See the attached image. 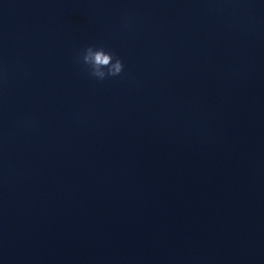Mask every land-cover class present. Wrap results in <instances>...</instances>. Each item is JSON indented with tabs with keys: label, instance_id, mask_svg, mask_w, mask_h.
<instances>
[{
	"label": "water",
	"instance_id": "95a60500",
	"mask_svg": "<svg viewBox=\"0 0 264 264\" xmlns=\"http://www.w3.org/2000/svg\"><path fill=\"white\" fill-rule=\"evenodd\" d=\"M0 264H264V2L0 0Z\"/></svg>",
	"mask_w": 264,
	"mask_h": 264
},
{
	"label": "clouds",
	"instance_id": "9594fccd",
	"mask_svg": "<svg viewBox=\"0 0 264 264\" xmlns=\"http://www.w3.org/2000/svg\"><path fill=\"white\" fill-rule=\"evenodd\" d=\"M74 63L89 79L98 83L121 77L126 67L123 58L103 43L87 44L77 49Z\"/></svg>",
	"mask_w": 264,
	"mask_h": 264
}]
</instances>
